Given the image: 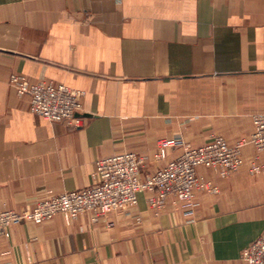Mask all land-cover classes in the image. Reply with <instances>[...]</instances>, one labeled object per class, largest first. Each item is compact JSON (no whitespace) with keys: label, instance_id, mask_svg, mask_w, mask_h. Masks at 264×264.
Wrapping results in <instances>:
<instances>
[{"label":"crops","instance_id":"crops-1","mask_svg":"<svg viewBox=\"0 0 264 264\" xmlns=\"http://www.w3.org/2000/svg\"><path fill=\"white\" fill-rule=\"evenodd\" d=\"M13 74L84 91L81 126L30 110ZM264 112V0H0V210L23 211L93 183L96 161L124 151L156 161L161 137L201 146L250 138ZM255 148L229 177L198 170L219 192H150L93 220L60 213L0 236V264H250L242 251L264 231V171Z\"/></svg>","mask_w":264,"mask_h":264},{"label":"built area","instance_id":"built-area-1","mask_svg":"<svg viewBox=\"0 0 264 264\" xmlns=\"http://www.w3.org/2000/svg\"><path fill=\"white\" fill-rule=\"evenodd\" d=\"M10 84L19 96H29L32 113L53 123L83 124L81 98L84 91L49 80L31 81L24 74H13ZM252 121L251 137L234 144L222 136L197 147L182 139L159 138L154 153L156 161L166 160L169 150L176 147H181L182 153L145 175V157L137 152L124 151L103 157L96 161L91 185L48 195L23 211L0 210V236L15 224L43 223L60 213L75 219L90 212L97 221L136 205L142 192L151 193L148 201L156 210L170 197L190 201L198 192L216 194L219 192L217 184L198 169L205 167L221 177H229L245 166L244 148L248 144L256 151L248 171L251 175L260 174L264 171V112L254 114ZM242 257L250 264H264V231L244 248Z\"/></svg>","mask_w":264,"mask_h":264},{"label":"rangeland","instance_id":"rangeland-1","mask_svg":"<svg viewBox=\"0 0 264 264\" xmlns=\"http://www.w3.org/2000/svg\"><path fill=\"white\" fill-rule=\"evenodd\" d=\"M259 113H261V112H259ZM255 114H257L256 112H255ZM226 139V138H225ZM244 139H247V138H242V139H240L239 141H242V140H244ZM227 140V139H226ZM228 141V140H227Z\"/></svg>","mask_w":264,"mask_h":264}]
</instances>
